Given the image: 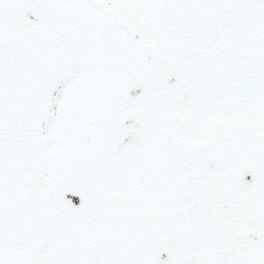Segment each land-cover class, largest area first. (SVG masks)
I'll use <instances>...</instances> for the list:
<instances>
[{
	"label": "snow or ice",
	"instance_id": "1",
	"mask_svg": "<svg viewBox=\"0 0 264 264\" xmlns=\"http://www.w3.org/2000/svg\"><path fill=\"white\" fill-rule=\"evenodd\" d=\"M0 264H264V0H0Z\"/></svg>",
	"mask_w": 264,
	"mask_h": 264
}]
</instances>
